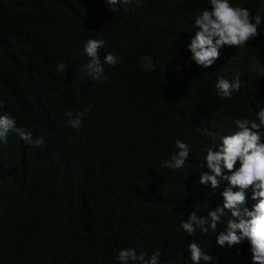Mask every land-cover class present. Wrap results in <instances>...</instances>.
Masks as SVG:
<instances>
[{
    "label": "trees",
    "instance_id": "16d2710c",
    "mask_svg": "<svg viewBox=\"0 0 264 264\" xmlns=\"http://www.w3.org/2000/svg\"><path fill=\"white\" fill-rule=\"evenodd\" d=\"M235 2L264 14L262 0ZM206 6L133 0L112 13L102 0H0V53L8 59L0 54V113L45 140L33 147L10 132L0 144V264H117L127 247L159 250L161 264H191L184 247L193 239L214 264H251L246 241L221 249L214 234L186 237L179 227L187 212L220 203V190L196 183L206 148L264 102V29L224 47L208 69L184 67L190 21ZM101 37V59L112 52L119 62L92 81L82 70V40ZM7 38L28 47L13 49ZM59 62L65 73L56 72ZM236 74L240 91L217 96L216 77ZM88 105L79 129L67 126L64 113ZM177 138L192 151L172 171L161 162Z\"/></svg>",
    "mask_w": 264,
    "mask_h": 264
},
{
    "label": "clouds",
    "instance_id": "9594fccd",
    "mask_svg": "<svg viewBox=\"0 0 264 264\" xmlns=\"http://www.w3.org/2000/svg\"><path fill=\"white\" fill-rule=\"evenodd\" d=\"M102 2L108 11L114 13L132 4L133 0ZM261 29H264V14L257 9L241 6L235 0H207V6L198 14L194 13L190 21L188 31L192 35L185 45L190 56L184 67L194 63L208 69L220 59L224 47L243 46L260 36ZM7 40L13 49L28 47L22 41ZM104 45L102 37L82 40V54L87 58L82 70L92 81L107 79L105 66L115 67L119 62L112 52L104 53L101 59L99 53ZM0 54L1 61L8 62L3 52ZM66 69L65 62L57 63V73H65ZM214 89L217 96L230 99L233 93L241 89L239 74L231 78L218 75ZM91 107L85 106L75 113L66 111L64 116L67 126L79 129ZM0 108H3V102H0ZM10 132L15 133L26 145L39 148L45 144L42 136L34 137L30 129L18 126L11 113H0V144L6 142ZM191 151L188 143L175 139L174 150L169 153L168 159L162 160L161 167L172 171L182 169ZM197 167L196 183L209 187L211 193L220 190V203L214 208L207 206L201 214L194 210L187 212L185 219L180 221V229L186 237L214 234L215 245L221 249L232 248L246 241L251 264H264V102H257V110L252 118H234L232 130L219 135L206 148ZM184 250L187 252L184 259L190 260L191 264H214V257L195 239L187 243ZM114 259L117 264H161V251L148 254L138 252L133 247L121 248Z\"/></svg>",
    "mask_w": 264,
    "mask_h": 264
},
{
    "label": "rangeland",
    "instance_id": "374dc122",
    "mask_svg": "<svg viewBox=\"0 0 264 264\" xmlns=\"http://www.w3.org/2000/svg\"><path fill=\"white\" fill-rule=\"evenodd\" d=\"M143 63L145 64V66L146 67H152V63H151V61H150V59L148 58V57H144L143 58ZM252 64H254V67L256 68V69H259V70H261V67L259 66L260 64L258 63V62H253Z\"/></svg>",
    "mask_w": 264,
    "mask_h": 264
}]
</instances>
